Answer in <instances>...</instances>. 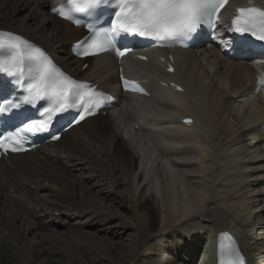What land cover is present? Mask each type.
<instances>
[{"label": "bare ground", "instance_id": "6f19581e", "mask_svg": "<svg viewBox=\"0 0 264 264\" xmlns=\"http://www.w3.org/2000/svg\"><path fill=\"white\" fill-rule=\"evenodd\" d=\"M63 1L0 0V29L115 102L55 142L0 158V264H216L221 232L247 264H264V51L233 46L221 23L199 48L168 49L172 73L146 54L137 71L159 81L129 95L111 52L71 53L85 30L51 12Z\"/></svg>", "mask_w": 264, "mask_h": 264}, {"label": "snow or ice", "instance_id": "6c2138e0", "mask_svg": "<svg viewBox=\"0 0 264 264\" xmlns=\"http://www.w3.org/2000/svg\"><path fill=\"white\" fill-rule=\"evenodd\" d=\"M229 0H67V5L53 9L62 18L81 24L82 17L93 16L104 5L113 9L107 27L89 25V35L77 46L80 56H95L110 49H116L118 56H124L133 49L127 45L117 48L118 38L125 35L152 38L161 46H187L204 26H211ZM231 31L249 34L264 41V7H237L231 21ZM143 59V57H142ZM169 71H172L169 68ZM0 72L18 77L27 72L26 96L22 103L32 104L45 100L40 119L30 120L22 128L0 135V150L3 152L24 151L23 143L28 134L49 132L51 122L61 112L79 107L85 115H94L110 98L86 82L72 78L60 70L44 50L22 36L11 31H0ZM123 79V77H122ZM126 90L144 93L135 81L123 80ZM4 105L20 107L10 99L0 100V111ZM76 121L77 123L79 122ZM191 123V121H186ZM52 139L59 140L58 135ZM221 264H245L238 248H230L227 258Z\"/></svg>", "mask_w": 264, "mask_h": 264}, {"label": "rangeland", "instance_id": "374dc122", "mask_svg": "<svg viewBox=\"0 0 264 264\" xmlns=\"http://www.w3.org/2000/svg\"><path fill=\"white\" fill-rule=\"evenodd\" d=\"M233 148H234V147H233ZM250 148H251V147H250ZM250 148H249V150H248V152H250V155H255L256 153L253 152V148H251V149H250ZM252 152H253V153H252ZM262 188L264 189V186H262ZM199 259H200V256H199L198 259H197V262H198V263H199Z\"/></svg>", "mask_w": 264, "mask_h": 264}]
</instances>
